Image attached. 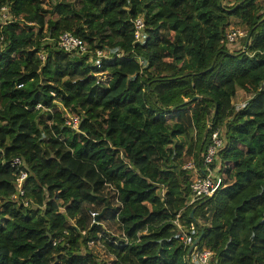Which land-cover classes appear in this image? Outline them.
Returning a JSON list of instances; mask_svg holds the SVG:
<instances>
[{"label": "trees", "instance_id": "16d2710c", "mask_svg": "<svg viewBox=\"0 0 264 264\" xmlns=\"http://www.w3.org/2000/svg\"><path fill=\"white\" fill-rule=\"evenodd\" d=\"M27 4L0 0V264H198L176 217L209 264H264V0ZM218 126L221 181L184 207Z\"/></svg>", "mask_w": 264, "mask_h": 264}, {"label": "built area", "instance_id": "2783aa9c", "mask_svg": "<svg viewBox=\"0 0 264 264\" xmlns=\"http://www.w3.org/2000/svg\"><path fill=\"white\" fill-rule=\"evenodd\" d=\"M144 27V22L142 17H136L134 19V37L136 39L140 38L141 31ZM245 35V32L242 28L238 26H229L222 38V42L226 43L228 46H232L235 44L240 38ZM57 44L60 48L65 50H80L84 51L86 49L85 43L77 36L73 35L69 31L62 32L57 39ZM97 54L103 55L104 52L97 51ZM64 122L70 124L72 127H77L78 118L76 116H69V118H65ZM221 126H218L211 134L208 139L204 150L202 151L200 157L199 167H196L193 161H189L186 164V167L192 168L193 175L191 180V197L188 202L184 205H190L195 201L204 198L218 187L221 181V175L217 166L213 165V160L216 154L217 148L222 144L221 138ZM13 163L15 165L21 164V159L19 157L14 158ZM194 171H198L197 174H194ZM27 176V171L25 169H21L16 178V192L13 194V197L16 198L18 195L23 194L22 184ZM26 203V200L24 201ZM175 223L177 224L178 230L180 232V239L183 241V245L185 248V255L187 261L197 262L198 264H209L210 257L212 255V251L208 247L196 248L194 245L193 248L188 252V247L192 243V235L190 232L194 229V224L190 223L189 227L186 228L180 222L178 217L175 219Z\"/></svg>", "mask_w": 264, "mask_h": 264}, {"label": "rangeland", "instance_id": "374dc122", "mask_svg": "<svg viewBox=\"0 0 264 264\" xmlns=\"http://www.w3.org/2000/svg\"><path fill=\"white\" fill-rule=\"evenodd\" d=\"M27 1L28 0H16V5L14 7V10H12V11H14V13L16 15L23 14L27 18L29 15H31L33 13V8L28 6ZM12 11H10L8 17L12 16ZM240 45H241V38L235 44H233L232 46H229V47L231 49H237L238 47H240ZM164 65L165 64L163 62L159 61L156 63V69L157 70H164V69H166V67ZM244 99H245L244 93L242 92L241 89L237 88L235 90L234 96L232 98L233 106L241 104L244 101ZM63 115H64V117L65 116L69 117L72 115V113L65 110V111H63ZM197 172L198 171H194V174H197ZM192 174H193V172H192ZM110 249H112V248L110 247Z\"/></svg>", "mask_w": 264, "mask_h": 264}, {"label": "water", "instance_id": "95a60500", "mask_svg": "<svg viewBox=\"0 0 264 264\" xmlns=\"http://www.w3.org/2000/svg\"><path fill=\"white\" fill-rule=\"evenodd\" d=\"M237 4L238 3H236V5ZM219 5L222 6V7H224L223 6V0H219ZM190 215L191 216L193 215V209H191ZM201 235H202V232H200V234L192 241V243L188 247V252L193 248L194 245H196L197 241L201 238Z\"/></svg>", "mask_w": 264, "mask_h": 264}]
</instances>
